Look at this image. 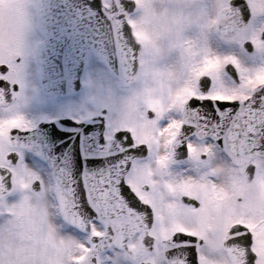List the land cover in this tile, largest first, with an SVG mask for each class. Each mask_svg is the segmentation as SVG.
<instances>
[{
	"label": "snow or ice",
	"instance_id": "1",
	"mask_svg": "<svg viewBox=\"0 0 264 264\" xmlns=\"http://www.w3.org/2000/svg\"><path fill=\"white\" fill-rule=\"evenodd\" d=\"M247 3L253 20L264 18V0ZM133 5L134 14L121 0L104 5L126 64L137 54L125 25L141 46L140 70L113 103L106 137L126 142L129 156L85 175L79 191L62 177L45 184L14 139L27 130L24 117L11 108L0 116V264H264V63L192 51L184 33L194 12L206 11L204 0ZM30 8V0H0V80L20 82ZM213 23L223 39L264 53V21L243 25L228 2ZM174 48L178 66H158ZM179 143L191 167L173 174ZM145 150L147 159L138 158Z\"/></svg>",
	"mask_w": 264,
	"mask_h": 264
},
{
	"label": "water",
	"instance_id": "2",
	"mask_svg": "<svg viewBox=\"0 0 264 264\" xmlns=\"http://www.w3.org/2000/svg\"><path fill=\"white\" fill-rule=\"evenodd\" d=\"M121 3L126 10L133 11L134 5L132 9L127 7L132 0H121ZM104 5L102 0H36L37 28L45 37L35 53L43 93L69 94L77 91L84 59L90 51L105 62L122 85H127V77L136 73L141 46L131 39V31L125 25L124 41L130 40L128 46L137 54L136 64H126ZM230 5L237 20L244 25L250 13L246 2L231 0ZM228 67H231L229 73L235 77L234 68L231 65ZM205 81L208 84V80L202 78V90L206 89ZM16 88V85L12 86L13 90ZM11 100L9 83L0 80V105H6ZM104 127V117L96 115L81 123L70 120L41 123L34 130L14 131V139L48 163L53 179L62 177L79 191L85 175L113 164L121 153L125 157L130 155L128 145L119 137L106 140ZM60 129L67 132L60 135L54 133ZM146 153L147 150L138 158ZM185 155L186 148L182 143L174 147L173 160L182 159ZM8 185L10 187V182ZM38 187L34 185V188ZM194 255L195 250L188 253L189 261Z\"/></svg>",
	"mask_w": 264,
	"mask_h": 264
},
{
	"label": "rangeland",
	"instance_id": "3",
	"mask_svg": "<svg viewBox=\"0 0 264 264\" xmlns=\"http://www.w3.org/2000/svg\"><path fill=\"white\" fill-rule=\"evenodd\" d=\"M212 2L213 0H204V3L207 4H211ZM30 5L31 27L28 30L25 39V45L29 44V48H31L32 41H35L36 39L40 38L39 35L33 34V0H30ZM262 21H264V18H256L255 20L251 18L249 24L251 23L253 26H259ZM209 46L212 51L218 55H235L239 57L241 62L248 67H257L260 64L264 63V53L255 49L253 53L246 54L241 48L240 42L223 39L221 36L218 35L217 32L210 34ZM27 59L28 60L23 63L21 67L22 74L19 75V81L23 85L22 90L19 92L17 99L12 103L11 106L8 107L12 109L13 113H19L21 109L20 107L22 106V103H24L25 98H30L34 93L33 87L35 82L37 81L36 70L30 57ZM157 63L160 67H176L179 64V53L174 49H166L157 61ZM81 80L83 86L80 92L73 96V103L81 105V107L74 111L73 114L77 116H83L85 114L92 115L98 113L100 109L106 108L107 112L105 114V135L108 136L111 127L112 105L115 101L126 97L129 94V89L128 87H122L119 84L118 79L107 69V67L102 62H100L93 55H89L87 59ZM8 108L0 109V116L11 114L5 111ZM22 116L26 118L29 115ZM27 155L30 156L29 162H27L26 160ZM23 158L25 164L37 175H39L44 180L45 184L52 182L51 174L44 162L40 161L25 150H23ZM143 159H147V156ZM190 165V160L186 158L185 161L173 167H170V165L169 170L173 174H180L186 169H189ZM16 199H18V195L9 196L7 202L12 203L15 202Z\"/></svg>",
	"mask_w": 264,
	"mask_h": 264
},
{
	"label": "flooded vegetation",
	"instance_id": "4",
	"mask_svg": "<svg viewBox=\"0 0 264 264\" xmlns=\"http://www.w3.org/2000/svg\"><path fill=\"white\" fill-rule=\"evenodd\" d=\"M29 49L27 44L24 47V53L21 58L22 65L25 63L29 57ZM22 71L20 70V74ZM22 90V87H20ZM81 105L73 103L71 96H60L53 94L51 96H45L41 94L38 90L34 91L32 97L25 98L24 103H22V113L32 115L33 117L39 116L41 119H54L58 117H74L73 111L79 109ZM38 120V121H39ZM32 124L26 125V127H31Z\"/></svg>",
	"mask_w": 264,
	"mask_h": 264
},
{
	"label": "clouds",
	"instance_id": "5",
	"mask_svg": "<svg viewBox=\"0 0 264 264\" xmlns=\"http://www.w3.org/2000/svg\"><path fill=\"white\" fill-rule=\"evenodd\" d=\"M228 0H213L211 4H206L207 9L204 12H194L191 16L188 27L184 33V39L187 40L188 46L191 47L194 53H199L204 49H212L209 46V36L211 33H215L216 25L213 21H217L220 18L221 6L227 4ZM151 30V26H148ZM179 53V62L181 59V49L174 48ZM186 55V53H185ZM197 59L199 56L196 57Z\"/></svg>",
	"mask_w": 264,
	"mask_h": 264
},
{
	"label": "bare ground",
	"instance_id": "6",
	"mask_svg": "<svg viewBox=\"0 0 264 264\" xmlns=\"http://www.w3.org/2000/svg\"><path fill=\"white\" fill-rule=\"evenodd\" d=\"M26 160H27V162L30 161V156L29 155L26 156Z\"/></svg>",
	"mask_w": 264,
	"mask_h": 264
}]
</instances>
